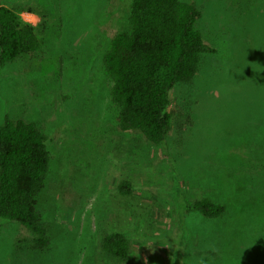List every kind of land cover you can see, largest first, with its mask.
I'll use <instances>...</instances> for the list:
<instances>
[{"label": "rangeland", "instance_id": "374dc122", "mask_svg": "<svg viewBox=\"0 0 264 264\" xmlns=\"http://www.w3.org/2000/svg\"><path fill=\"white\" fill-rule=\"evenodd\" d=\"M213 52L171 94L172 129L156 146L123 132L104 56L130 31L132 0H0L35 14L42 50L0 66V126L34 123L51 151L39 202L52 246L0 219V264H264V0H184ZM131 184L122 196L117 186ZM226 207L210 220L193 206ZM110 232L130 257L103 252Z\"/></svg>", "mask_w": 264, "mask_h": 264}, {"label": "trees", "instance_id": "16d2710c", "mask_svg": "<svg viewBox=\"0 0 264 264\" xmlns=\"http://www.w3.org/2000/svg\"><path fill=\"white\" fill-rule=\"evenodd\" d=\"M201 12L184 0H132L130 31L117 34L104 56L112 80L111 99L118 108L123 132L139 133L156 146L166 144L172 129L171 94L197 77L202 56L213 50L197 28ZM42 50L37 27L19 11L0 5V66ZM51 168V151L34 123L6 117L0 126V219L17 223L28 237L19 246L42 257L52 239L39 211ZM131 194L128 181L117 186ZM193 209L210 220L220 219L226 207L210 199ZM104 253L119 260L130 257L129 237L110 232L101 242Z\"/></svg>", "mask_w": 264, "mask_h": 264}, {"label": "clouds", "instance_id": "9594fccd", "mask_svg": "<svg viewBox=\"0 0 264 264\" xmlns=\"http://www.w3.org/2000/svg\"><path fill=\"white\" fill-rule=\"evenodd\" d=\"M30 15H31V20L30 21H27V22H31L34 25L39 22L38 16H36L34 13L33 14H30Z\"/></svg>", "mask_w": 264, "mask_h": 264}]
</instances>
